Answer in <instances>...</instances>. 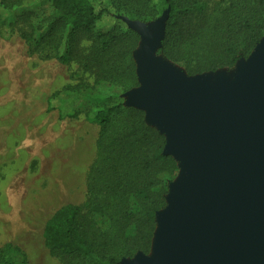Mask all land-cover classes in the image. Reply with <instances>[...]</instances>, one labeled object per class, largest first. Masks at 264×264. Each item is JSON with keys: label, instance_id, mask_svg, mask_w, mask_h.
Masks as SVG:
<instances>
[{"label": "trees", "instance_id": "obj_1", "mask_svg": "<svg viewBox=\"0 0 264 264\" xmlns=\"http://www.w3.org/2000/svg\"><path fill=\"white\" fill-rule=\"evenodd\" d=\"M213 1V2H212ZM1 0L0 24L21 32L30 54L61 65L78 64L92 83L124 91L140 86L134 53L141 37L127 21L148 24L168 14L159 55L189 76L231 70L264 36V0ZM111 25L102 29L101 23ZM83 84L61 93L73 100ZM60 93V94H61ZM64 97V96H63ZM65 97V99H67ZM103 107V106H102ZM79 110L67 115L76 118ZM97 155L87 177L84 206L67 205L46 222V247L61 264H121L148 255L157 213L167 206L166 137L145 112L117 105L99 109ZM19 249H0V264H17Z\"/></svg>", "mask_w": 264, "mask_h": 264}, {"label": "water", "instance_id": "obj_2", "mask_svg": "<svg viewBox=\"0 0 264 264\" xmlns=\"http://www.w3.org/2000/svg\"><path fill=\"white\" fill-rule=\"evenodd\" d=\"M167 18L127 21L141 37L127 106L165 135L181 175L157 213L152 256L121 264H264V38L233 80L187 78L158 53Z\"/></svg>", "mask_w": 264, "mask_h": 264}, {"label": "rangeland", "instance_id": "obj_3", "mask_svg": "<svg viewBox=\"0 0 264 264\" xmlns=\"http://www.w3.org/2000/svg\"><path fill=\"white\" fill-rule=\"evenodd\" d=\"M109 25L100 24L102 29ZM27 30V24L8 30L0 24V249L7 244L18 248L17 264H61L46 247L45 224L67 205L84 206L97 155L95 115L105 105L128 107L133 89L94 85L76 63L61 65L30 54L21 37ZM167 62L187 78L199 77L187 75L182 64ZM236 72L237 67L201 75L233 80ZM71 84H83L73 100L61 93ZM73 109L81 112L76 118L67 115ZM176 162L174 174L161 175L168 186L166 199L181 175ZM152 254L153 247L147 256Z\"/></svg>", "mask_w": 264, "mask_h": 264}]
</instances>
